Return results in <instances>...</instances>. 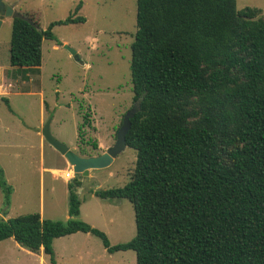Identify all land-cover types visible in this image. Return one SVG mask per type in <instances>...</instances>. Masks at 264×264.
Returning a JSON list of instances; mask_svg holds the SVG:
<instances>
[{
  "label": "trees",
  "instance_id": "16d2710c",
  "mask_svg": "<svg viewBox=\"0 0 264 264\" xmlns=\"http://www.w3.org/2000/svg\"><path fill=\"white\" fill-rule=\"evenodd\" d=\"M136 3L130 77L140 106L126 134L136 162L125 185L93 192L131 202L135 236L111 245L80 220L77 181L67 221L1 217L0 241L42 248L51 264L53 240L76 232L99 237L109 253L135 251L136 264H264V14L237 10L236 0ZM80 7L47 29L13 18L7 75L38 73L42 41L56 40L55 25L85 22ZM0 189L8 205L1 167Z\"/></svg>",
  "mask_w": 264,
  "mask_h": 264
},
{
  "label": "rangeland",
  "instance_id": "374dc122",
  "mask_svg": "<svg viewBox=\"0 0 264 264\" xmlns=\"http://www.w3.org/2000/svg\"><path fill=\"white\" fill-rule=\"evenodd\" d=\"M3 1L42 29L64 20L81 2L75 15L85 22L55 25L56 40L42 41L39 72L29 73L27 79L11 78L12 86L0 92V167L12 188L8 205L0 189V218L37 212L45 219L67 221L68 184L78 181L79 219L104 232L111 245L130 241L136 234L131 202L101 199L93 192L125 185L136 151L126 146L109 166L89 170L87 175L73 172L67 179L64 173L72 166L45 140L42 128L49 122L52 136L80 156L99 155L114 144L123 116L135 102L130 58L137 29L136 0ZM247 6L264 14V0H236L237 10ZM3 19L0 60L6 62L12 18ZM52 246L56 264H136L135 251L109 253L90 233L55 238ZM0 264L51 263L41 251L31 252L8 238L0 241Z\"/></svg>",
  "mask_w": 264,
  "mask_h": 264
},
{
  "label": "water",
  "instance_id": "95a60500",
  "mask_svg": "<svg viewBox=\"0 0 264 264\" xmlns=\"http://www.w3.org/2000/svg\"><path fill=\"white\" fill-rule=\"evenodd\" d=\"M4 16L13 18H20L26 21L31 19L18 12L12 5H6L3 0H0V23ZM75 59H79L77 52L69 46H64ZM140 101L137 100L133 103L132 107L124 114L122 124L116 132L114 144L105 152L95 156H80L71 150L66 144L54 138L50 132L49 122L42 128V136L51 144L57 151H59L67 160L69 165L72 166L73 172L77 174L87 175L89 170L105 168L111 164L114 158L121 153L126 145V134L130 129V119L139 110Z\"/></svg>",
  "mask_w": 264,
  "mask_h": 264
},
{
  "label": "crops",
  "instance_id": "0c3cea01",
  "mask_svg": "<svg viewBox=\"0 0 264 264\" xmlns=\"http://www.w3.org/2000/svg\"><path fill=\"white\" fill-rule=\"evenodd\" d=\"M3 20L4 19H2V22H3ZM0 56H1V53H0ZM7 60L8 61H6V62H5V60H3V61L0 60V92H3V93L7 92V90H6L7 86H9V85L12 86V83L10 82V81H12V79H11V77H9V75H7V70L9 69V57ZM95 155H97V154H93L92 156H95ZM76 233H78V232H76ZM73 234H75V233H73ZM67 236H69V235H67ZM40 251H41V253H43L42 248L40 249ZM86 253H88V252H86ZM54 255H55V252H54Z\"/></svg>",
  "mask_w": 264,
  "mask_h": 264
},
{
  "label": "built area",
  "instance_id": "2783aa9c",
  "mask_svg": "<svg viewBox=\"0 0 264 264\" xmlns=\"http://www.w3.org/2000/svg\"><path fill=\"white\" fill-rule=\"evenodd\" d=\"M70 171H66L64 173V176L67 178V179H71L73 177V170L71 171V174H69Z\"/></svg>",
  "mask_w": 264,
  "mask_h": 264
},
{
  "label": "bare ground",
  "instance_id": "6f19581e",
  "mask_svg": "<svg viewBox=\"0 0 264 264\" xmlns=\"http://www.w3.org/2000/svg\"><path fill=\"white\" fill-rule=\"evenodd\" d=\"M69 174H71V171L69 172Z\"/></svg>",
  "mask_w": 264,
  "mask_h": 264
}]
</instances>
